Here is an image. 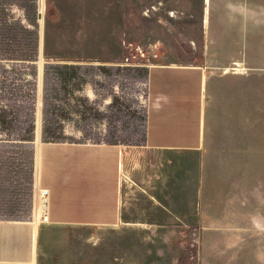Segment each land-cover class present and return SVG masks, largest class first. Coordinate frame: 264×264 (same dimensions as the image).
Here are the masks:
<instances>
[{"label": "crops", "instance_id": "1", "mask_svg": "<svg viewBox=\"0 0 264 264\" xmlns=\"http://www.w3.org/2000/svg\"><path fill=\"white\" fill-rule=\"evenodd\" d=\"M192 3L198 15L158 12L164 53L148 67L145 146L129 191L122 143L41 139V65L31 174L29 156L23 165L22 153L2 147L14 138L0 129V264H79L77 238L125 236L129 229L120 226L128 211L135 237L178 235L175 221L192 226L203 264L210 238L264 242V0ZM174 17L195 20L186 42L172 37ZM40 21L42 45V13ZM19 155L26 169L20 184L11 179L19 166L9 165ZM40 189L48 190L42 218L73 230L68 240L52 244L62 236L46 234L32 219L39 217Z\"/></svg>", "mask_w": 264, "mask_h": 264}, {"label": "rangeland", "instance_id": "2", "mask_svg": "<svg viewBox=\"0 0 264 264\" xmlns=\"http://www.w3.org/2000/svg\"><path fill=\"white\" fill-rule=\"evenodd\" d=\"M193 1L109 0L106 5V0H0V126L12 125L15 135L38 134L42 65L41 139L122 143L128 150L123 182L126 190L133 189L135 157L145 146L148 67L122 65L125 45L161 41L165 24L158 12L198 15ZM194 23L191 17H174L177 36L172 37L186 42ZM44 215L32 219L46 234L62 236L53 237L52 244L73 234L49 226ZM134 217L128 211L120 226L129 229L125 236L78 237L79 264H86V258L87 264H203L201 241L192 226L175 221L178 235L135 237L130 231ZM210 239L204 264H264L263 238Z\"/></svg>", "mask_w": 264, "mask_h": 264}, {"label": "built area", "instance_id": "3", "mask_svg": "<svg viewBox=\"0 0 264 264\" xmlns=\"http://www.w3.org/2000/svg\"><path fill=\"white\" fill-rule=\"evenodd\" d=\"M126 54L122 65L151 67L160 63L163 53L161 41L129 42L125 45ZM44 199L48 198V190L40 189L39 193Z\"/></svg>", "mask_w": 264, "mask_h": 264}, {"label": "trees", "instance_id": "4", "mask_svg": "<svg viewBox=\"0 0 264 264\" xmlns=\"http://www.w3.org/2000/svg\"><path fill=\"white\" fill-rule=\"evenodd\" d=\"M12 122V121H11ZM12 125L6 128H2L0 126V129L7 133L8 135L12 136L14 138V140L9 141V142H5L2 144V147L11 149L13 151H18L19 154H23L24 155V162L23 165H26V161H25V157L28 155L29 156V166H30V174H31V170H32V166H33V154H34V149H35V145L34 143L31 141L32 138L34 137V134L32 136L28 135H15L12 132ZM146 128H147V116H146V122H145V137H146ZM9 129V130H8ZM110 142H116V141H110ZM27 154V155H26ZM19 161L16 162L17 160V156H14V161L9 162V165L14 166V165H18L19 168L18 169H12V173H11V179L14 183L15 180L17 179V183L20 184L22 181V177L23 180L26 181V169L25 166L23 168L20 167L21 163H20V155H19ZM15 171V173H14ZM16 192V191H15ZM16 208V206H15ZM12 213V211H11Z\"/></svg>", "mask_w": 264, "mask_h": 264}, {"label": "bare ground", "instance_id": "5", "mask_svg": "<svg viewBox=\"0 0 264 264\" xmlns=\"http://www.w3.org/2000/svg\"><path fill=\"white\" fill-rule=\"evenodd\" d=\"M46 210V199H44L40 194L39 197L37 198V203H36V212L37 215H41L42 213H45Z\"/></svg>", "mask_w": 264, "mask_h": 264}, {"label": "water", "instance_id": "6", "mask_svg": "<svg viewBox=\"0 0 264 264\" xmlns=\"http://www.w3.org/2000/svg\"><path fill=\"white\" fill-rule=\"evenodd\" d=\"M41 16V15H40Z\"/></svg>", "mask_w": 264, "mask_h": 264}]
</instances>
